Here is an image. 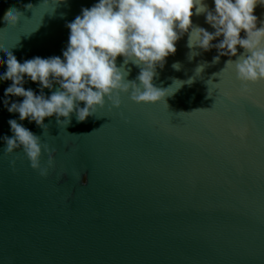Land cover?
Here are the masks:
<instances>
[{"label":"water","instance_id":"water-1","mask_svg":"<svg viewBox=\"0 0 264 264\" xmlns=\"http://www.w3.org/2000/svg\"><path fill=\"white\" fill-rule=\"evenodd\" d=\"M94 3L0 0V59L62 56L66 24ZM13 8L22 14L7 24ZM255 14L264 22V5ZM192 20L215 31L206 14ZM190 35L157 68L160 101L121 92L119 107L108 100L83 122L19 121L3 103L12 82L0 81V264H264V80L243 91L227 62L245 50L214 62L218 50L195 45V32L189 46ZM117 63L140 83L142 65ZM25 87L39 94L37 82ZM9 119L52 148L48 176L22 149L5 153Z\"/></svg>","mask_w":264,"mask_h":264},{"label":"clouds","instance_id":"clouds-1","mask_svg":"<svg viewBox=\"0 0 264 264\" xmlns=\"http://www.w3.org/2000/svg\"><path fill=\"white\" fill-rule=\"evenodd\" d=\"M214 5L210 9L205 0H96L66 24L70 33L62 56H35L21 62L5 51L7 60L0 59V66L6 64L7 68L0 73V81L12 83L5 89L4 107L9 113H18L19 121L35 122L46 130L47 117L55 116L67 125L73 113L78 122L86 121L108 100L119 107L121 92L131 90V99L136 102H158L165 91L153 84L157 68L164 67L167 57L177 51V42L188 32L189 46L194 45L191 38L195 32V45L204 51L218 50L214 62L221 56H237L238 46L245 50L247 54L235 61L229 59L227 64L235 63L237 78L247 92L249 83L264 80V22L255 14L264 0H214ZM202 13L215 31L194 26L193 15ZM21 14L16 8L10 10L7 24L18 23ZM121 56L125 64L142 65L140 83L125 79L127 73L117 63ZM28 80L38 83L39 94L25 87ZM44 89L55 90L46 95ZM11 97L23 99L13 101ZM18 120H8L13 135L2 137L5 153L22 149L31 167L48 176L52 148ZM44 151L49 153L48 167L41 164Z\"/></svg>","mask_w":264,"mask_h":264},{"label":"snow or ice","instance_id":"snow-or-ice-1","mask_svg":"<svg viewBox=\"0 0 264 264\" xmlns=\"http://www.w3.org/2000/svg\"><path fill=\"white\" fill-rule=\"evenodd\" d=\"M259 82V81H258Z\"/></svg>","mask_w":264,"mask_h":264}]
</instances>
